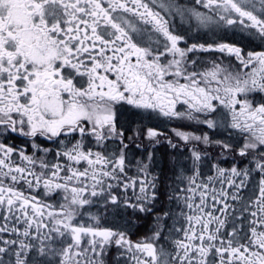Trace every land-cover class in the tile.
I'll return each mask as SVG.
<instances>
[{"label": "snow or ice", "instance_id": "6c2138e0", "mask_svg": "<svg viewBox=\"0 0 264 264\" xmlns=\"http://www.w3.org/2000/svg\"><path fill=\"white\" fill-rule=\"evenodd\" d=\"M0 264H264V0H0Z\"/></svg>", "mask_w": 264, "mask_h": 264}]
</instances>
